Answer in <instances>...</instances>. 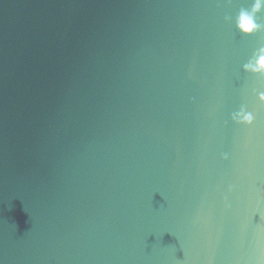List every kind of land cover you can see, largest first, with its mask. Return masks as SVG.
I'll return each instance as SVG.
<instances>
[{
	"label": "water",
	"instance_id": "obj_1",
	"mask_svg": "<svg viewBox=\"0 0 264 264\" xmlns=\"http://www.w3.org/2000/svg\"><path fill=\"white\" fill-rule=\"evenodd\" d=\"M250 6L0 0V264H264Z\"/></svg>",
	"mask_w": 264,
	"mask_h": 264
},
{
	"label": "clouds",
	"instance_id": "obj_2",
	"mask_svg": "<svg viewBox=\"0 0 264 264\" xmlns=\"http://www.w3.org/2000/svg\"><path fill=\"white\" fill-rule=\"evenodd\" d=\"M262 11H264V0H251L250 7L240 8L234 20L237 30L245 36H252L258 31L264 30V25L257 23V15ZM225 22L232 23L233 17L226 16ZM243 71L264 75V46L259 47L253 56L243 65ZM257 95L259 101L264 103V91L259 92ZM231 119L234 123L248 126H251L255 122L254 115L243 106L232 114Z\"/></svg>",
	"mask_w": 264,
	"mask_h": 264
}]
</instances>
